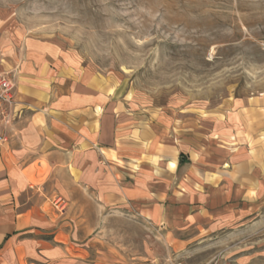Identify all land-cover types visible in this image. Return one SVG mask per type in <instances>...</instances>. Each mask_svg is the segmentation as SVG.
Returning <instances> with one entry per match:
<instances>
[{
    "label": "crops",
    "instance_id": "obj_1",
    "mask_svg": "<svg viewBox=\"0 0 264 264\" xmlns=\"http://www.w3.org/2000/svg\"><path fill=\"white\" fill-rule=\"evenodd\" d=\"M0 75L15 83L0 143V264H115L95 253L89 205L148 223L171 260L215 258L264 209V108H131L111 84L12 40L0 43Z\"/></svg>",
    "mask_w": 264,
    "mask_h": 264
},
{
    "label": "rangeland",
    "instance_id": "obj_2",
    "mask_svg": "<svg viewBox=\"0 0 264 264\" xmlns=\"http://www.w3.org/2000/svg\"><path fill=\"white\" fill-rule=\"evenodd\" d=\"M11 40L111 84L131 108H264V0H0V43ZM89 206L95 253L115 264H264V209L228 233L215 258L171 260L148 223Z\"/></svg>",
    "mask_w": 264,
    "mask_h": 264
},
{
    "label": "built area",
    "instance_id": "obj_3",
    "mask_svg": "<svg viewBox=\"0 0 264 264\" xmlns=\"http://www.w3.org/2000/svg\"><path fill=\"white\" fill-rule=\"evenodd\" d=\"M15 83L13 79L0 75V143H7L9 137L6 133L14 119Z\"/></svg>",
    "mask_w": 264,
    "mask_h": 264
}]
</instances>
